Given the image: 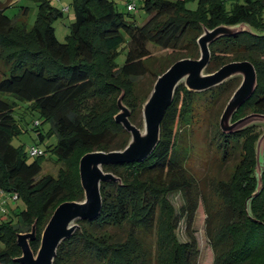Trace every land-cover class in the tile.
Segmentation results:
<instances>
[{"label":"trees","instance_id":"obj_1","mask_svg":"<svg viewBox=\"0 0 264 264\" xmlns=\"http://www.w3.org/2000/svg\"><path fill=\"white\" fill-rule=\"evenodd\" d=\"M33 1L35 19L31 29L21 34L15 31L7 8L0 6V60L7 66L0 78V190L23 199L26 207L18 212L17 220L29 227L35 222L36 238L30 242L34 252L55 207L82 199L79 158L90 151L118 150L126 145L129 136L113 121L117 110L113 96L122 89L127 101L134 80L150 73L148 44L179 53L177 59L197 58L195 40L203 26L247 24L252 33L222 37L209 46L206 71L232 61H249L257 86L232 120L243 117L246 110L264 114V0H196L193 11L186 8V0H143L141 8L148 19L142 26L126 21L112 0H71L73 21L65 43L57 41L52 22L69 7L61 10L50 0ZM123 45L125 60L118 67L114 58ZM228 81L201 93H214L210 102L215 104L227 92ZM193 95L178 86L162 118L159 143L148 158L103 167L119 177L121 185L101 184L100 215L92 221H78L79 229L58 246L53 264H197L199 249L191 224L205 197L184 168L174 141V126L181 116L178 105ZM10 98L28 102L49 122V133L56 134L52 148L60 163L56 177L36 180L40 163L28 161L22 149L12 146L17 128ZM107 99L112 106L109 113L102 107ZM129 106L133 112L135 105ZM255 127L230 135L215 131V150L223 158L237 153L238 160L230 178L214 185L220 204L208 206L206 213L205 235L214 254L213 264H264V152L261 189L251 197L258 185L254 149L260 134ZM71 187L76 194L70 193ZM171 193L181 195L178 213L167 200ZM181 219L185 220L182 241L176 235ZM105 227L121 228L126 235L116 240ZM16 233L7 213H0V264H18L14 261L20 255ZM151 237L152 246L146 241Z\"/></svg>","mask_w":264,"mask_h":264},{"label":"rangeland","instance_id":"obj_2","mask_svg":"<svg viewBox=\"0 0 264 264\" xmlns=\"http://www.w3.org/2000/svg\"><path fill=\"white\" fill-rule=\"evenodd\" d=\"M112 1L114 2L116 10L123 14L126 21L133 22L137 26H142L148 19V16L141 8L143 0H133L135 9L131 12L126 11V4L129 0ZM168 1L177 2L179 0ZM0 3L1 7L7 8L6 14L12 17L13 26L18 34L27 33L31 29L36 16V3L33 0H0ZM50 3L53 7L61 10H64L65 7H69V10L63 11L62 17H58L52 22L57 41L65 43L68 35V26L73 21V13L70 8L71 0H50ZM196 7V0H186L187 9L193 11ZM22 8H27L28 11L24 12ZM147 49L149 51L150 60L147 61L146 65L150 73H147L145 77L134 80L133 91L132 94L128 96L127 101L124 97V90L122 89L113 96L114 103H116L118 96L122 92L124 98V100L122 99L123 104L126 107L132 104L133 106L135 105L133 112L130 110V106L127 108L130 110V115L133 117L131 120L132 123L140 129L142 128L141 104L150 92L156 74L159 71L162 72L161 70L166 69L180 56L177 52L160 49L151 44L147 45ZM125 53V45L117 49V54L114 58L116 66L120 67L124 63ZM6 70V64L0 60V78ZM114 71L118 72L116 68ZM205 72L211 73L208 71ZM228 82L230 83L226 86L227 92L220 95L215 104L210 102V99H213L214 93L212 95L209 93L203 94L204 92L195 93V95L188 98L184 97V104L181 107L180 104L178 105L181 116L178 119V123L174 126V141L181 156L180 158L183 166L195 182L197 190L205 197V202L201 201L198 204L193 214L191 224V229L199 249L197 264L214 263V254L205 235L206 213L208 211V206L215 208L220 204V198L214 190V185L220 181H227L230 178L234 170V164L238 160L237 153L227 155L223 158L221 152L215 150V131L217 129L219 130L218 120L220 114L231 93L239 84L240 77H233ZM215 96L216 95H214V97ZM133 97H136V99L134 100ZM9 101L12 105V115L17 128V132L13 134L11 138L12 146L22 149L27 155L28 161L37 160L40 163L41 172L36 180L43 176L56 177L60 168V163L56 161L52 148L57 141V136L53 132L49 133V122H44L38 111L31 108L28 102L13 98H10ZM93 101H96V99H93ZM98 102L100 103L101 101ZM110 104L111 101L109 99L102 103V107L106 109V111L108 110V113L112 109ZM116 113L117 110L114 115ZM250 113L253 112L251 110L245 111V115ZM37 122L39 125H35ZM254 131L261 135L264 132V126L256 125ZM38 133L41 135V139ZM31 147L42 150L43 155L40 157L29 156L28 150ZM70 193L76 194L77 190L71 187ZM15 196H17V198L13 199ZM167 200L177 212L182 204L181 195L178 193L168 194ZM0 207L5 209L17 232L29 231V225L17 220L18 212L25 210L26 207L23 199L18 197L17 193L4 192L3 195H0ZM184 226L185 220L181 219L176 230V235L180 241L184 240L185 237ZM104 230L111 234L116 240H122L126 235L125 231L121 228L105 227ZM146 241L151 246L153 245V237ZM0 247H2L1 243ZM88 264L95 263L89 262Z\"/></svg>","mask_w":264,"mask_h":264},{"label":"water","instance_id":"obj_3","mask_svg":"<svg viewBox=\"0 0 264 264\" xmlns=\"http://www.w3.org/2000/svg\"><path fill=\"white\" fill-rule=\"evenodd\" d=\"M243 32L252 33L251 28L244 23L221 24L212 29L203 26L195 40L198 57L177 59L156 76L150 92L141 104V129L131 123L130 110L123 104V93H120L116 100L117 113L113 116V121L129 136L126 145L118 150L90 151L79 158L77 171L82 199L65 201L55 207L40 233L39 245L35 252L30 247V242L36 238L35 222L31 224L29 231L16 233L15 241L20 249V255L14 258L16 263L53 264L58 246L79 229L78 221H92L100 215L101 184L112 182L121 185V179L112 172L105 171L103 167L139 163L152 154L160 140L162 118L179 85H183L190 93H201L239 76L240 82L220 114L219 130L230 135L250 126H264V114L261 113H250L232 120L233 115L252 96L257 86L256 72L249 61H232L211 73L205 72L211 58L209 46L219 38L236 36ZM263 152L264 132L255 143V172L258 185L251 197L257 195L261 189Z\"/></svg>","mask_w":264,"mask_h":264},{"label":"built area","instance_id":"obj_4","mask_svg":"<svg viewBox=\"0 0 264 264\" xmlns=\"http://www.w3.org/2000/svg\"><path fill=\"white\" fill-rule=\"evenodd\" d=\"M126 9L128 11H133L134 10V4L132 2L128 3L127 6H126ZM37 124V123H36ZM28 153H29V156H32V157H37V156H41L43 154V151L36 148V147H31L29 150H28ZM3 191L0 190V195H3ZM17 196H15L13 199H16ZM3 212H6L4 208L0 207V213H3Z\"/></svg>","mask_w":264,"mask_h":264}]
</instances>
